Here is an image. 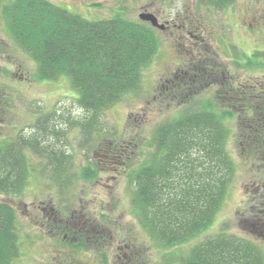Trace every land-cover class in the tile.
Wrapping results in <instances>:
<instances>
[{"label":"trees","instance_id":"16d2710c","mask_svg":"<svg viewBox=\"0 0 264 264\" xmlns=\"http://www.w3.org/2000/svg\"><path fill=\"white\" fill-rule=\"evenodd\" d=\"M235 1L199 0L203 6L223 11ZM5 14L13 36L37 63V79L65 78L71 82L79 95L76 103L86 114L85 122L78 124L83 128L87 123L82 130L87 135L92 133L101 114L139 89L143 70L158 51L157 33L151 25L120 16L88 21L47 0L10 2ZM244 58L249 68L264 69V50L254 51L250 57L245 54ZM199 86L195 85L196 92ZM219 92L225 101H215L212 96L200 102H185L191 94L172 100L168 97V105L185 108L154 131L148 159L137 167L132 164L133 159L123 166L130 183L129 188L127 182L126 191L128 195L130 191L131 211L155 249L168 251L190 243L212 227L223 209L237 172L227 148L233 128L226 126V120L239 125L238 143L245 147L244 157L248 161L251 157L264 158V96L258 97L259 92L253 89L243 91L228 83L222 84ZM222 104L230 106V110H223ZM56 119L40 122L38 141L28 134L29 138L22 133L16 137L30 152L47 160V171L60 186H65V180L62 182L59 176L69 160H65V165L56 164L54 159L62 157L52 144L45 148L42 144L50 139L47 132L48 136L57 133L51 127ZM52 139L50 143L56 137ZM37 142L42 145L37 147ZM144 145L134 144L136 148ZM120 149L115 150V156L122 155ZM133 152L136 154L135 149ZM27 153L23 147L15 149L11 142L0 143V194L18 195L26 189L31 177ZM88 161L84 175L65 170L67 184L92 181L99 175L98 161L91 156ZM261 187L264 188V179ZM63 205V211H54L55 220L49 221L42 210L33 218L68 234L70 231L61 222L65 200ZM20 230L14 206L0 200V264H17L25 259L27 246L22 242ZM64 235H60L59 242L55 240L56 250L69 258L71 255L65 251L69 238L63 240ZM102 262L106 264L103 258ZM181 264H264V252L258 244L223 232L190 248L186 257H181Z\"/></svg>","mask_w":264,"mask_h":264},{"label":"rangeland","instance_id":"374dc122","mask_svg":"<svg viewBox=\"0 0 264 264\" xmlns=\"http://www.w3.org/2000/svg\"><path fill=\"white\" fill-rule=\"evenodd\" d=\"M49 1L89 21L120 16L132 22H140L139 15L147 12L157 15L163 23L170 21L172 24L166 31L156 30L158 51L151 64L143 70L139 89L127 94L122 101L101 114L99 122L88 135L82 131L87 123L82 130L78 124L85 122L86 114L76 103L79 95L71 87V82L65 78L44 82L36 79L35 62L16 42L10 41V35L1 24L0 143L11 142L20 149L16 135L30 133V136H34V132L39 131L40 122L55 113L57 119L53 118L56 120L51 127H65V141L73 148L74 158L66 165L68 173L82 172L90 156H95L99 165V175L92 184L80 181L68 186L66 169L62 167L59 178L62 182L65 180V186H60L59 181L56 182L47 171L48 167L43 166L40 157L32 155L31 160L28 159L32 176L29 175L31 177L26 189L18 195L0 194V200L11 203L17 211L22 242L27 246L25 259L19 260L17 264H64L65 256L56 250L55 240L59 242V234H50L48 224L40 221L37 223L33 218L38 215V210H45L44 217L55 220L53 213L64 209L63 200L69 204L65 207V218L73 211L79 217L84 213V218L103 224L105 241L101 240L100 249H103L102 253L112 264L123 262L117 259L118 254L114 251L129 238L132 240L130 244L134 245V241L139 244V251H136L141 256L137 254L134 257L140 258L141 264H181V257H186L190 248L223 232L257 244L253 229L247 224H241L252 218L243 209L245 200L248 201L246 208L251 205L255 207L257 201L251 204L249 200L253 199V195H248L246 191L252 189L255 179L250 173L253 162L244 157L245 147L237 142L236 122H225L228 128H233L227 148L237 167L231 191L212 227L188 244L168 251L152 246L150 236L142 230L131 211V195L130 191L129 195L126 191L128 181L123 166L133 159L132 164L137 167L148 159L152 152L149 143L154 131L185 108L176 104L168 105V100L160 96L167 91L166 80H174L178 76L177 84L185 72L188 77H193H183L180 83L194 84V75L201 71L199 64L205 61L202 54L207 55L213 63L211 67L217 65L225 68L220 67L224 73L227 71L229 85L233 84L243 91L253 89L259 92L258 97L264 96V69L249 68L244 60L245 54L250 57L254 51L264 50V0H236L234 5L224 11L211 10L208 6L201 8L197 0ZM196 18H200L204 25L201 30L195 28ZM185 25L188 29V26L192 27V34L197 40L189 36V32L183 28ZM192 48L195 52H191ZM205 91L194 101L205 99L203 94L210 96V92ZM172 92L169 97L171 100L176 96L183 97L174 90ZM36 114L37 118L33 119ZM54 134L51 133L49 140L57 136L56 132ZM101 141L111 144L100 149ZM141 142L145 143L143 148L134 146ZM61 147L63 150L66 145ZM119 149L122 155L117 157L114 153ZM67 153H71V150ZM62 161L54 159L56 164ZM83 221L80 219L76 222L82 224ZM107 236L113 238L110 246H106ZM262 250L264 252V246ZM92 256V253L88 254V258ZM79 257L86 259L85 256ZM66 262L71 264L68 260Z\"/></svg>","mask_w":264,"mask_h":264},{"label":"flooded vegetation","instance_id":"af4514ba","mask_svg":"<svg viewBox=\"0 0 264 264\" xmlns=\"http://www.w3.org/2000/svg\"><path fill=\"white\" fill-rule=\"evenodd\" d=\"M1 22V21H0ZM172 22L170 21H165V27L164 30L166 31L167 29H170ZM0 27H1V23H0ZM203 55V54H202ZM187 74V72H186ZM213 74H217V72H214ZM178 79V76L176 78V80ZM181 81H179V83L176 84V82H170L167 84V91H173L176 90V92H178L177 94L179 95V92H184L182 91V87L185 86L186 84L183 85V83H180ZM164 87V86H163ZM165 88V89H166ZM176 98V97H175ZM1 102V99H0ZM1 108V106H0ZM37 114L33 115V119L37 118ZM0 118H2V116L0 115ZM44 120H46V123L54 120L53 117L50 118H45ZM52 122V121H51ZM42 127L39 126V130ZM49 129V128H48ZM57 131H63L65 133V127H59L56 128ZM33 133V132H31ZM24 134V133H22ZM30 133H28L29 135ZM27 135V134H25ZM27 135V138H29ZM39 135V131L38 132H34V136L35 138L33 139H37L38 141V136ZM47 137L50 138V136H48V132H47ZM65 137V136H63ZM53 139L47 141V143H42L45 144L44 146H48L50 144L53 145V143H50ZM26 141V140H25ZM36 141V140H35ZM41 143L37 142V147L42 145ZM19 146L20 149L21 147H25V143L24 142H19ZM15 148H17V146H15ZM28 149V148H27ZM262 191H257L256 193H260ZM257 198V197H256ZM259 200H257L258 205L255 208V213H254V217H255V223L252 227L253 229V234L256 236V240L260 243H258L261 246H264V193L260 194L258 196ZM43 212H45V210H43ZM84 214V213H83ZM81 215L79 217V214L74 213L73 211H71V215H69L66 219H65V213L63 215V219H62V223L65 224V227L67 228V231L69 230L70 233L65 234L61 231L60 228L58 227H52L51 226V234H56V233H62L65 237V241L66 239L70 236L73 240H76L77 237L80 238H85L88 241L89 244V248L93 249L94 251H99V249L102 246V241H105V237H103V234L105 233L104 227L102 226V223H97V222H93L90 221L87 218H84L83 216L85 215ZM80 219H84V221L82 222V224H78L76 221L80 220ZM105 235V234H104ZM102 240V241H101ZM111 240H113V238H111ZM99 243L101 245H99ZM106 246H110L109 243H106ZM132 248H130L128 245H125V247H122L119 245V247L117 248L118 250V260H123V262H121L120 264H137L134 261V251L132 252H126L127 250H131ZM137 255V253L135 254ZM65 264V262H64ZM78 264H85L84 260H80Z\"/></svg>","mask_w":264,"mask_h":264},{"label":"bare ground","instance_id":"6f19581e","mask_svg":"<svg viewBox=\"0 0 264 264\" xmlns=\"http://www.w3.org/2000/svg\"><path fill=\"white\" fill-rule=\"evenodd\" d=\"M204 56H205V55L203 54V57H204ZM217 56H218V55H217ZM207 60H208V59H205L204 62H202V63L199 64V67H200V70H201V71L197 72V74L194 75V76H195V77H194V82H195V83L192 84V82H191L190 84H188V83L186 82V83H185L186 85L182 87V91L187 92V93H189V94H192V93L195 92V85H196L197 83H199V84H202L203 89L207 90V91L203 90V93H204V91H205V92H215L216 84H215V82L213 81V77H212L214 71H213L211 65H210V66H207V63L210 64V62L207 61ZM205 62H206L205 66L202 65V64H204ZM208 67H209V68H208ZM220 67L223 68L222 66H220ZM207 68H208V69H207ZM223 69H225V68H223ZM180 73H181V74L183 73V70H182V69L180 70ZM187 74H188V73H187ZM187 74H186V72L183 73V77H187V78H189V79H191V78L193 77L192 75H191L190 77H188ZM210 76H211V77H210ZM183 77H182V79H183ZM176 78H177V76H175L174 80H170V79H168V80H166V83L168 84V83H170V82H177L178 79L176 80ZM182 79H180L179 81H181ZM185 80H186V79H185ZM182 81H183V80H182ZM163 86H164V85H163ZM168 97H170V95H169L168 91H166V90H165V92L162 93L161 96H160V98L165 99V101H167L166 99H167ZM198 97H199V95H198Z\"/></svg>","mask_w":264,"mask_h":264},{"label":"water","instance_id":"95a60500","mask_svg":"<svg viewBox=\"0 0 264 264\" xmlns=\"http://www.w3.org/2000/svg\"><path fill=\"white\" fill-rule=\"evenodd\" d=\"M142 21L151 23L154 27L161 28V26L158 23V20L155 16L150 14H144L140 16Z\"/></svg>","mask_w":264,"mask_h":264}]
</instances>
